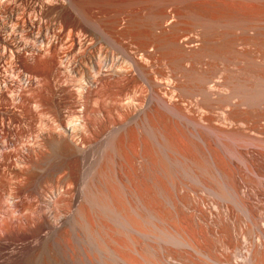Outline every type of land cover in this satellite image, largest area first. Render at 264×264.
<instances>
[{
  "label": "bare ground",
  "instance_id": "1",
  "mask_svg": "<svg viewBox=\"0 0 264 264\" xmlns=\"http://www.w3.org/2000/svg\"><path fill=\"white\" fill-rule=\"evenodd\" d=\"M31 257L264 264V0H0V264Z\"/></svg>",
  "mask_w": 264,
  "mask_h": 264
},
{
  "label": "rangeland",
  "instance_id": "2",
  "mask_svg": "<svg viewBox=\"0 0 264 264\" xmlns=\"http://www.w3.org/2000/svg\"><path fill=\"white\" fill-rule=\"evenodd\" d=\"M63 56H66V53H63ZM43 112V113H42ZM40 113V114H39ZM49 113V114H48ZM38 114L39 115H41V117H43L42 119H41V121H40V118H38L37 117V125H39V122H42L43 124H47V125H51V124H53L54 123V120L52 119L53 118V116H52V114H50V112H48V111H46V110H38ZM44 119H46V120H44ZM48 121V122H47ZM33 257H31V258H29L31 261H29V259H27L28 260V262H24L23 264H25V263H28V264H40V260H39V258H37V257H34L33 259H32ZM39 262H38V261Z\"/></svg>",
  "mask_w": 264,
  "mask_h": 264
}]
</instances>
